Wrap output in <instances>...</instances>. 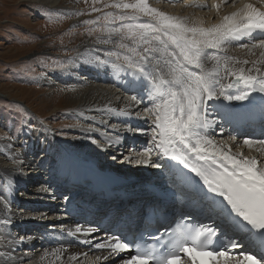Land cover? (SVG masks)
<instances>
[{
    "label": "snow or ice",
    "instance_id": "6c2138e0",
    "mask_svg": "<svg viewBox=\"0 0 264 264\" xmlns=\"http://www.w3.org/2000/svg\"><path fill=\"white\" fill-rule=\"evenodd\" d=\"M103 8L115 11L104 12ZM103 8H92L103 13L102 24L100 17L83 23L99 25L89 29V35L99 32L106 37L98 38L97 43L115 44L117 50L106 55L120 62L113 65L117 71L131 77L130 89H144L151 105L144 111L155 117L152 148L138 153L139 158L125 156L124 160L159 168V158L168 157L194 173L199 180L185 187L186 195L197 205V215L212 220L213 225L200 223L189 212L185 215L190 223L181 221L175 228L165 227L150 237L153 243L146 242L143 235L132 243L119 235L96 243L97 249L108 253L96 259L107 261L131 249L134 254L122 258V264H196L197 255L200 264H264V161L231 154L224 141L217 143L212 131L219 125L210 118L217 113L231 122L232 102L252 104V93L264 94V71L257 66L264 65V38L251 47L240 45L249 52L261 49L260 58L249 68L237 67L249 64L248 60L218 54L233 41L253 39L256 33L264 37V11L248 3L225 15L221 23L206 28L169 16L150 6L148 0H113ZM142 17L149 19L142 21ZM114 37L118 39L114 41ZM103 63L107 67L113 61ZM129 99L143 103L138 95ZM260 100L264 102V95ZM243 143L249 147L258 144L257 151L264 150V139H245ZM153 148L159 150L156 161L150 155ZM3 223L10 224L11 220ZM75 232L81 233L82 228L77 226ZM241 243L258 251L261 259L248 254L233 258L228 249H236Z\"/></svg>",
    "mask_w": 264,
    "mask_h": 264
},
{
    "label": "rangeland",
    "instance_id": "374dc122",
    "mask_svg": "<svg viewBox=\"0 0 264 264\" xmlns=\"http://www.w3.org/2000/svg\"><path fill=\"white\" fill-rule=\"evenodd\" d=\"M59 2L62 3L60 7L49 6L41 0H0V197L2 198L4 189L6 188L7 191L8 188L3 175L6 173V168L3 166H12L15 172H21L19 185H26L28 189L35 187L32 183L33 169L37 170L36 167L43 166V171L47 170L52 175L47 174V171L41 173L42 177L37 178L39 183L36 184V189L48 186L49 189L54 190L60 185L58 182L56 186L52 179L58 177L54 176L55 170H59V167L57 169L55 166L62 164L60 162L62 154L84 144L83 138L87 139L89 136L96 141L93 144L104 145V149L102 148L97 155L101 160H110L116 164L126 156V153L138 154L131 148L130 150L118 148L115 152L114 149L121 145L109 148L105 146L104 136L93 137L92 134L86 133L87 128L103 131L104 135H115V128L122 132L126 126L122 122L124 115L113 113V110L110 111L112 109L110 106L106 108L105 117L100 115L97 106L87 105L81 108L77 96L80 91L83 93L88 88L100 85L106 89L121 90L123 93H117L122 96L121 100L131 95L129 91L128 93L123 91L122 86L112 85L113 80H110V84L107 79L98 82L93 78V74L96 73H87L88 67L96 65L98 61H113L108 70L110 74L117 71L113 65L120 63L115 61L114 57L110 58L106 55L108 51L117 50L114 43L108 45L97 43L98 38H106L99 32L89 35V29L99 25L83 23L85 20H96L100 17L99 23L102 24L103 13L93 12L92 8H103L104 4L112 3L113 0H98V2L59 0ZM148 3L156 8L151 0H148ZM157 9L170 14L167 8ZM103 11L115 10L103 8ZM148 19V17L141 18L142 21ZM116 39L118 38H113L114 41ZM70 70L75 71L76 74H69ZM119 104L122 106L124 103L119 102ZM142 109L129 110V114L142 117L144 108ZM88 115H93L98 120H93ZM115 116L118 119H115ZM102 121L107 123L103 125ZM231 137L234 136H224L221 139L228 141ZM35 144L37 146L41 144L43 149L35 150L33 148ZM235 148L230 147L232 154L239 152ZM25 154L30 163H26L25 160L18 162L19 166L14 167ZM111 154L113 155L110 156ZM113 156L116 159H113ZM20 195L16 188V194L9 204L13 210L23 209L16 204L18 201L16 198ZM41 216L37 218L41 219ZM54 220H56L54 224H57L58 220ZM16 227L9 226L7 229L6 225L0 224V253L4 256L5 246L12 240L11 236L20 239L27 234L23 233L24 229L21 231V224ZM39 246L41 249L44 248L41 243L20 250L9 246L8 249L12 251L8 253L6 264H30L39 253L35 251ZM46 249L47 247L44 248ZM24 250L29 254H23ZM1 257L2 255L0 260Z\"/></svg>",
    "mask_w": 264,
    "mask_h": 264
},
{
    "label": "bare ground",
    "instance_id": "6f19581e",
    "mask_svg": "<svg viewBox=\"0 0 264 264\" xmlns=\"http://www.w3.org/2000/svg\"><path fill=\"white\" fill-rule=\"evenodd\" d=\"M41 1H44V3L48 4L49 6H59V7L62 6L61 3L62 1L59 2V0H41ZM151 2H153L156 5L155 6L156 8L159 7L167 8L170 12L169 16H175L182 19H187L189 22H195L206 28L221 23L222 18L225 15H230L232 12L238 11L241 7H243V5L248 3H251L257 9L264 11V2H262V0H189V1L151 0ZM259 41H254V40L252 41V39H249V41L246 42V44H248L249 47H251L252 44L259 43ZM240 43H241L240 41H233L231 43H228L225 45L224 49L221 50L218 54L221 56L228 55L240 61L248 60L249 64L237 65V67L249 68L252 66L251 64L252 61L260 58L259 54L261 49L255 48L252 49V52H249L248 48L240 47L239 45ZM84 62H87V60L86 61L84 60ZM257 66L261 67L262 71H264V65H257ZM109 67L110 64H108L106 67L102 61H98L96 65H91L90 67H88L89 69H87V73H92V72L96 73L93 74V78H95L96 81L98 82L101 80L104 82L107 79L108 80L107 82H109L110 84V80H113L112 85H115V87L122 86L123 91L127 93L129 91L131 92V95H128L126 98L121 100L120 97L122 96L117 94V93H123L121 90L118 89L117 91H115L111 89H106L105 87H101L102 85H100L97 87L93 86L92 88H88L83 93H81L80 91V93L77 94V96L79 97L78 101L81 108H84L87 105H94V107L97 106L101 113L100 115H104V117L107 113L106 108L110 106V108H112L110 109V111L113 110L114 111L113 113L117 112V113H121V115H124L122 122L123 124H126V126L122 132L118 131L115 128L114 129L115 135H104L105 132L92 128H87L86 133L90 135L92 134L93 137L104 136L103 138L106 141L105 146H109V148H112L113 146L114 147L118 146L121 143V145L124 146V149H128L130 148L128 141L129 138H132L135 141L141 140L142 143L144 144L145 141H147L148 142L146 144L147 146H145L144 149L140 151V152H144L145 150L152 148L151 138L154 135V133L152 132V128L154 127L155 117L148 115L145 111L142 117L138 115L137 117H135L129 114V110L142 109V108L145 109L147 105H150L148 96L146 95L142 87L136 88L135 90L132 89L130 90L129 88H127V86H129V80L131 79V77L124 75L123 72H119V71L118 72L113 71L112 74H110V72H108V70L110 69ZM108 73L110 74V76ZM69 74L74 75L76 73L75 71L70 70ZM125 78L127 79L125 80ZM134 94L143 97V103L137 104L136 102L131 101L129 97ZM251 95H252V100L254 101V103L252 104H249L248 101L232 102V104H240L242 105V107L249 109L248 111L249 113L246 114L245 118L251 115L253 116L263 115L262 108H264V102H261L260 95H264V94L254 92ZM123 97H125V95ZM119 102H122L124 104L120 106ZM88 116L93 120L94 119L98 120L93 115H88ZM115 119L118 118L115 116ZM106 123L107 121L101 122V124L103 125H105ZM138 125H141L142 126L141 128L143 130L133 131V127H136ZM108 129L110 130L111 128L109 127ZM90 138L91 136L87 137V139L83 138L85 141L84 144L82 143V145H79L78 147L75 146L71 148L69 152L66 151L65 153L62 154L61 156L62 159L60 160V162H62L64 166L63 168L57 171L59 172V179L60 178L65 179L67 180L66 182H71V183L78 182L84 184L82 183L83 181H88V180L91 181V177L96 176L97 175L96 172L98 170L103 169L104 166L102 168H98L96 166L97 164H101L105 166L111 164L110 160L109 161L105 159L101 160L97 157V155L100 153L102 148L104 149V145L93 144L92 142L93 139ZM213 138L217 143L224 141L226 145L231 148H235L238 145V147H236L235 149L239 151L238 152L239 154L248 156L250 158L255 157L259 161H264V150L257 151V148L260 147L258 144H253L251 147L245 145L243 143L245 138L241 139V138L231 137L229 138V140L227 139L228 141H225L224 139L221 138L217 139V137L215 136ZM116 143L119 144L116 145ZM38 146L35 144L33 148L38 151H40L39 149H43V146L41 144H39ZM225 150L227 151L228 148L226 147ZM158 151H159L158 149L153 148V150L150 152L153 161L157 160ZM238 153H234V154H238ZM112 155L113 154H111L110 156ZM126 156L132 159L139 158L137 154L126 153ZM124 157L125 156L121 158L123 160L122 166L132 167L131 172H129V174L134 173L136 174V176L141 177L142 175H145L147 171H149L148 168L150 167V165L138 166L135 165L134 163H130L124 160ZM27 159L28 157L26 156V154L23 155V158L17 161L16 162L17 164L14 167L19 166L20 163L18 162L21 161L26 160V163H30L29 161H27ZM164 160H167V163L168 165L171 166L172 170L174 169L175 171H177L170 173V177L167 180L172 182L175 181L187 186L193 182V179H195V177H193L194 173H191L188 169L183 168V166L180 165L177 161L171 160L168 157L159 158V163L161 167L156 168L155 170L154 177L156 179L169 176V172H167V170H165V168L162 166ZM3 168H6V173H3V175L8 188L7 191L6 188L4 189V193L2 194L3 198L0 197V224L3 223V221L6 219H10L11 220L10 224L3 223V225L7 226V229L9 228V226L16 227L17 225L21 224V227L24 229L23 233L24 234L27 233V234H25L22 237L23 239L21 238L17 239L16 237L11 236L12 240H10L8 245L5 246V256L2 255L0 264L1 263L6 264L8 262L7 259L8 253L12 251L11 249H8L9 246H11V248L14 247L15 249L17 247V250H20L21 248L27 249L29 248L28 247L29 245H34L36 243H38V245H40L41 243L42 247L44 248L47 247V249L46 250H44V248L41 249L39 246V248L35 250V251H39V253L36 255L35 260L30 262V264H94V263L108 264L107 262L112 260L111 258L108 259L107 261L103 259L97 260L96 259L97 257L106 256V252L105 253L97 252L93 250L92 247L81 248L79 245H77L76 241L71 237L64 236L60 244L58 242L61 240L54 239V236L58 234L55 231L57 228L62 229L63 227V229H67L73 225V221L69 217H66L65 213H62V208H60L59 206L57 208H53V205H56L55 201H53L54 200L53 191L55 190L50 189L52 192L49 190L45 192L43 191V189H39V188L36 189V184L39 183L37 178L42 177L41 173H44L43 166L42 167L39 166L38 168L36 167L37 170L33 169L34 172L32 174H34V178L32 179V182H34L33 184L35 185V187L26 190L27 192H20L21 197L18 196L16 198L18 199L16 204H18V206L23 208L19 211L13 210L9 204L11 198L16 194L15 190L19 185V181L22 178L21 172L18 171L15 172L12 166L9 167L3 166ZM37 173H39L40 175ZM54 179L57 181L58 177H53L52 180ZM90 181H88V183L84 185L88 186ZM92 183L95 184L96 182L93 180ZM95 189H98L96 185H95ZM30 203L33 204L31 205ZM5 204L8 205L7 208H5ZM39 215H42L40 217L41 219L37 218V216ZM54 219L58 220V224L59 223L61 224L63 222L62 227L53 226L52 221ZM15 249L13 251H15ZM22 253L29 254L25 250L22 251ZM22 256L24 257V255ZM28 256L29 255H27V257ZM236 257L237 256H234L233 258Z\"/></svg>",
    "mask_w": 264,
    "mask_h": 264
},
{
    "label": "water",
    "instance_id": "95a60500",
    "mask_svg": "<svg viewBox=\"0 0 264 264\" xmlns=\"http://www.w3.org/2000/svg\"><path fill=\"white\" fill-rule=\"evenodd\" d=\"M132 167H123L122 165H114V164H108L107 166H104V170L106 172H118V173H124L129 174L131 172Z\"/></svg>",
    "mask_w": 264,
    "mask_h": 264
}]
</instances>
